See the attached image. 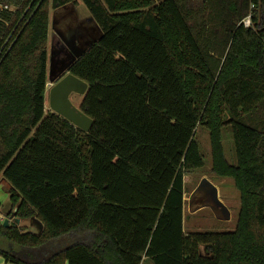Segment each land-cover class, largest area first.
<instances>
[{
    "label": "trees",
    "instance_id": "obj_1",
    "mask_svg": "<svg viewBox=\"0 0 264 264\" xmlns=\"http://www.w3.org/2000/svg\"><path fill=\"white\" fill-rule=\"evenodd\" d=\"M81 1L102 30L67 71L89 85V132L46 110L51 12L78 0H0V176L16 208L13 225L0 221V256L264 264V0ZM199 127L213 172L240 191L230 232L184 228V176L205 165ZM30 217L39 234L16 222Z\"/></svg>",
    "mask_w": 264,
    "mask_h": 264
},
{
    "label": "rangeland",
    "instance_id": "obj_2",
    "mask_svg": "<svg viewBox=\"0 0 264 264\" xmlns=\"http://www.w3.org/2000/svg\"><path fill=\"white\" fill-rule=\"evenodd\" d=\"M157 2L159 0H156ZM51 26V18H50ZM68 31L72 30V25H67ZM54 33V30H53ZM72 33V32H71ZM66 39V38H64ZM62 40L64 44L61 45L60 41H54V37L51 38L50 27H49V42H48V51H49V63H48V86L46 92V110H50L49 105V89L52 86L51 77L55 75L60 68L67 64V60L72 56V50L67 45V41ZM71 44V40H68ZM90 42V41H89ZM83 43V42H82ZM81 43V44H82ZM88 44V42L86 43ZM53 64V65H52ZM51 68L52 73L51 74ZM82 96L72 95L71 99L74 104L79 106L82 102ZM196 138L200 143L202 153L205 158V165L198 170L187 173L184 176L185 181V212H184V228L186 232H202V231H214V232H230L235 230L238 220V214L240 210V191L234 184V180L230 177H220L215 174L212 170V155H211V143L209 138V133L206 129L199 127L197 129ZM224 148L225 153L230 162L236 161L235 156V146L232 134L230 129L224 130ZM202 182H206L208 185H216V200L221 206H223L227 213L231 212L229 219L222 218V214L219 212L221 208H216L212 203L211 195L213 192L209 193L207 189L209 187L199 188ZM219 194V197L218 195ZM11 197V185L9 182L1 175L0 176V221H4L7 217L9 219V226L13 225L15 222L14 212L16 208H12ZM227 205V206H226ZM230 211H229V209ZM215 211V212H214ZM219 216H216V214ZM39 220L37 218H27L20 219L18 223L19 227L24 232H34L39 233L40 227L38 224ZM6 241L0 235V247L6 248ZM64 242H52L47 244L44 247H41L39 251L40 255L36 251L34 252L35 259H43L48 256L51 251L57 250V248L62 247ZM15 249H18V246H15ZM201 253L204 254V246L200 247ZM32 256L33 251L29 249ZM33 257L26 260L33 262ZM0 264H6L4 258L0 256ZM144 264H152L150 262H145Z\"/></svg>",
    "mask_w": 264,
    "mask_h": 264
},
{
    "label": "water",
    "instance_id": "obj_3",
    "mask_svg": "<svg viewBox=\"0 0 264 264\" xmlns=\"http://www.w3.org/2000/svg\"><path fill=\"white\" fill-rule=\"evenodd\" d=\"M100 31L102 36V30L100 29ZM101 36L99 38H101ZM64 41H66V39H64ZM93 42L90 43L88 42L87 46L83 48L80 52H77L76 48H73L72 45L67 43V45L73 52L72 56L69 62H67L65 66L60 68V70L55 75H52L53 77H51V83H50L52 86L49 89L50 110L64 117L65 119L70 121L73 125L82 129L85 132H89L91 130L94 120L89 115L83 112V110L81 109V104L77 106L76 104L73 103L71 96L80 95L83 97L88 91L89 85L85 80L67 71L69 67L76 61V59H78ZM50 71L51 74H53L52 68ZM206 186L209 187V189H207L209 193L213 192V194L211 195L213 205L216 208H221L219 209L220 210L219 212L224 215V219H229V217L231 216V212L227 213L225 211L226 209L223 206H221L219 202L216 200L215 194H216V188L218 187L216 185H213L212 187V185L210 186L206 182L205 183L202 182L199 188L204 189ZM217 195L219 197V194ZM16 222L19 223L20 219L17 218ZM38 224H40L39 227L41 232L43 229V225L40 221L38 222ZM3 226L4 227L9 226V219L7 217L3 221Z\"/></svg>",
    "mask_w": 264,
    "mask_h": 264
},
{
    "label": "crops",
    "instance_id": "obj_4",
    "mask_svg": "<svg viewBox=\"0 0 264 264\" xmlns=\"http://www.w3.org/2000/svg\"><path fill=\"white\" fill-rule=\"evenodd\" d=\"M67 25H72L71 31H68ZM50 33L51 38L54 37V41H60L61 45L64 44L62 42L64 38L68 44H70L68 40H71L70 45L73 48L81 45L82 39L87 43L93 42L101 36L99 25L81 0L68 3L51 12ZM215 214L219 216V214ZM222 218H224L223 214Z\"/></svg>",
    "mask_w": 264,
    "mask_h": 264
},
{
    "label": "bare ground",
    "instance_id": "obj_5",
    "mask_svg": "<svg viewBox=\"0 0 264 264\" xmlns=\"http://www.w3.org/2000/svg\"><path fill=\"white\" fill-rule=\"evenodd\" d=\"M82 40H83L82 41L83 43L81 45L75 47L77 52H80L83 48H85L87 46V44L84 42V39H82ZM69 60H70V58H69ZM69 60H67V62H69Z\"/></svg>",
    "mask_w": 264,
    "mask_h": 264
},
{
    "label": "built area",
    "instance_id": "obj_6",
    "mask_svg": "<svg viewBox=\"0 0 264 264\" xmlns=\"http://www.w3.org/2000/svg\"><path fill=\"white\" fill-rule=\"evenodd\" d=\"M5 7H8V6L5 5ZM245 24H246L247 26H249V25L251 24L250 17H247V18L245 19Z\"/></svg>",
    "mask_w": 264,
    "mask_h": 264
}]
</instances>
